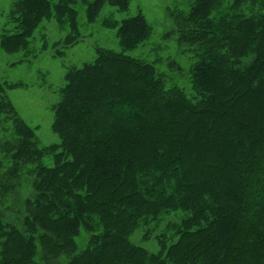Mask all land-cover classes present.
I'll return each instance as SVG.
<instances>
[{
    "label": "trees",
    "instance_id": "16d2710c",
    "mask_svg": "<svg viewBox=\"0 0 264 264\" xmlns=\"http://www.w3.org/2000/svg\"><path fill=\"white\" fill-rule=\"evenodd\" d=\"M22 1L24 34L52 9L78 26L75 0ZM104 1L83 0L81 15L94 21ZM176 25L181 52L192 55V93L167 84L160 58L128 53L152 34L139 14L124 19L121 50L100 48L69 80L60 142L45 149L14 112L0 264H264V0H194ZM23 174L32 190L8 200L10 220L7 181ZM179 209L158 252L132 240L142 223ZM168 235L177 239L168 244Z\"/></svg>",
    "mask_w": 264,
    "mask_h": 264
},
{
    "label": "rangeland",
    "instance_id": "374dc122",
    "mask_svg": "<svg viewBox=\"0 0 264 264\" xmlns=\"http://www.w3.org/2000/svg\"><path fill=\"white\" fill-rule=\"evenodd\" d=\"M193 1L125 0L121 6H114L105 0L94 21H86L85 15H81L80 11L83 0H75L79 22L77 29L67 19V11L61 10L60 14V10L52 9L49 13L31 19L28 22L32 25L31 31L24 34L20 29V15L24 8L20 6L26 7L28 2L0 0V93L4 96V101L9 102L8 109L7 105L0 108V181L7 179L6 172L15 164V150H8L16 138V132L13 131L14 112L31 127L35 139L45 149L60 142V135L55 131L59 112L57 107L64 99L69 80L76 75L77 70L95 61L100 48L121 50L118 31L123 27L125 18L142 14L152 29L149 39L128 53L148 61L160 58L157 67L159 71L166 73L167 84L177 82L192 93L188 72L192 55L181 52L176 23L179 16L190 10ZM261 10L260 3H257L252 12ZM170 29L176 31L168 33ZM158 44L162 50H159ZM173 58L175 62L171 64ZM178 65L182 67V72L172 70ZM112 112L118 113L119 109ZM6 116L12 119H4ZM5 143H8L6 149L3 148ZM51 155L46 152L47 165L53 164ZM24 167L26 169L28 165L21 166L20 170L26 172ZM32 183L33 177L30 174L14 176L7 181L15 193L5 198L3 206L4 213L10 220L15 217L11 216L14 210L6 206L8 200L14 196L26 195L32 190ZM184 215L185 211L181 209L173 210L166 212L158 221L142 223L134 230L132 240L143 244L151 252H158L166 228L174 222H181ZM168 231L173 233L172 230ZM176 239V236L168 235L166 243Z\"/></svg>",
    "mask_w": 264,
    "mask_h": 264
}]
</instances>
